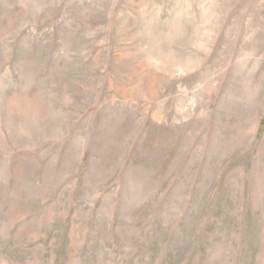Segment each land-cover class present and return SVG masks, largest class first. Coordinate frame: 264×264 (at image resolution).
I'll return each instance as SVG.
<instances>
[{
	"label": "rangeland",
	"instance_id": "obj_1",
	"mask_svg": "<svg viewBox=\"0 0 264 264\" xmlns=\"http://www.w3.org/2000/svg\"><path fill=\"white\" fill-rule=\"evenodd\" d=\"M0 264H264V0H0Z\"/></svg>",
	"mask_w": 264,
	"mask_h": 264
},
{
	"label": "water",
	"instance_id": "obj_2",
	"mask_svg": "<svg viewBox=\"0 0 264 264\" xmlns=\"http://www.w3.org/2000/svg\"><path fill=\"white\" fill-rule=\"evenodd\" d=\"M259 131H261V130H259Z\"/></svg>",
	"mask_w": 264,
	"mask_h": 264
}]
</instances>
